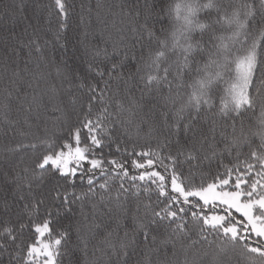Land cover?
I'll return each instance as SVG.
<instances>
[{"label":"snow or ice","instance_id":"snow-or-ice-1","mask_svg":"<svg viewBox=\"0 0 264 264\" xmlns=\"http://www.w3.org/2000/svg\"><path fill=\"white\" fill-rule=\"evenodd\" d=\"M54 6L59 15L55 38L59 40L68 27L71 9L66 0H54ZM104 9L105 5L97 2L96 18L103 25L101 35L107 33L104 43H110L111 51L99 45L85 46V54L92 60L89 70L96 73L103 87L81 80L79 87L87 88L89 100L65 138L17 143L6 149L7 153L35 152L38 147L41 151L33 168H24L23 176L17 172L13 177L17 191L26 188L32 200L29 222L0 227V251L16 245L9 264H63L70 233L57 226L55 216L60 207L71 211L69 205L79 201L81 215L88 221L82 202L94 200L90 203L91 221L85 225L87 234L77 233L83 245L82 264H96L88 251L89 238L101 228L96 215L111 218L114 212L131 220L129 229L123 219H117V228L102 240L114 256L127 255L126 250L141 235L145 242L151 240L154 246L170 249L172 257L178 252L184 255L183 261L166 264H198L195 256H189L198 241L185 244L194 228L200 241L215 244L220 253H236L244 264H264V0H152L133 12L109 10L110 21L102 15ZM87 11L91 14L93 9ZM17 14L23 16L22 3L15 9L5 8L0 16L15 18ZM125 30L139 37L142 52L135 73L127 77L121 71L128 59ZM10 36L15 41L11 47L15 58L6 57L0 65L5 73L11 71L0 100V116L9 126L21 123L7 116L15 99L20 105L17 113H24L22 122L31 129L30 116L45 107L44 95L22 93L21 74L29 77L30 89L45 80L46 74L39 69L49 41L38 31L29 34L27 27ZM21 36L28 37L26 42ZM21 49L26 50L23 57ZM116 56L121 58L116 60ZM29 65L38 71H31ZM133 75L140 84L139 100L148 96L155 101L149 112L159 111L158 122L140 115L144 105L128 88ZM113 80L125 84L127 103L119 91L112 90ZM257 108L255 125L245 127V119ZM145 123V139L154 140L155 147L146 143L138 149L133 144L129 150L119 142V135H114L123 128L126 133L134 129L139 136ZM160 129L167 130L162 139L155 134ZM169 137L174 138L175 151ZM105 149H110L109 156L114 149L120 158L106 157ZM201 158L216 160V171L208 177L191 170L185 173V162ZM52 172L71 185V190L64 185L48 190L51 203L59 205L55 208L45 203L43 193L36 195ZM77 179L86 181V191L75 190ZM152 194L156 195L154 203ZM141 195L148 198L143 212ZM130 203H134L135 212L130 213ZM160 225L168 228L158 239L152 233ZM26 228L32 232L31 242L21 246L18 234ZM210 236L214 239L209 240Z\"/></svg>","mask_w":264,"mask_h":264},{"label":"trees","instance_id":"trees-1","mask_svg":"<svg viewBox=\"0 0 264 264\" xmlns=\"http://www.w3.org/2000/svg\"><path fill=\"white\" fill-rule=\"evenodd\" d=\"M100 2L105 5V9L102 11V15L107 20H111V15H108V11L112 13L116 12H133L140 10L143 5L152 0H66V3L71 9L70 19L68 27L64 31L60 39L55 38V33L58 28L59 15L55 10L54 0H0V13L5 8H13L23 4V16L19 14L15 18L3 15L0 16V65L6 62V57H12L11 47L15 41L11 38L10 33L21 34L25 27L28 28V33L31 34L34 30L38 31L41 36L48 40L49 43L44 49L45 62L40 65L39 71H43L46 74V78L39 82V85L33 84V88L30 89L27 85L29 77L24 76L21 92L44 95L45 107L39 110L38 115L32 114L30 116V123L33 125L31 129L27 125L23 124L22 116L23 112L17 113L16 109L20 107L18 102L13 99L11 101L12 110L7 113L10 120H21L19 125L9 126L4 123L2 116H0V227L7 224H17L29 222L28 213L30 211V205L32 203L31 198L27 195V189H23L22 192L17 191V181L13 179L17 172L23 176L24 168H33L35 166L36 158L39 155L41 149L38 147L35 152L31 149H26L21 152L7 153L6 149L12 147L17 143H36L39 144L41 139L55 138L59 141L60 138H65L67 133L73 126L77 124L78 119L82 113L83 106L88 103L89 93L87 88H80L79 84L81 80L85 83H99L100 87H103V82L99 80L94 71L89 70V63H92L90 56L85 54V46L99 45L101 47H109L111 51L110 43L105 44L104 41L107 37V33L101 35L103 25L98 22L96 18V4ZM83 5V9L82 6ZM91 7L92 13L89 14L87 9ZM83 17V19H82ZM143 23V18H141ZM159 27V25H157ZM87 33V35H85ZM124 35L127 38L129 45L128 59L125 61L121 71L125 77L129 73H135L138 65V58L142 54L141 44L138 43L139 37L135 36L130 30H125ZM20 38L27 40V36H21ZM26 55V50L21 49L20 56ZM137 59H133V57ZM121 57L116 56L114 59L119 60ZM10 62V61H9ZM23 67V64L20 65ZM104 67V65H101ZM31 71H38L34 65H29ZM57 69L60 70L59 74ZM11 75V71L5 73L3 67H0V100L3 99V90L8 85V78ZM107 79V76L104 77ZM113 91H119L121 98L127 103V97L123 96L125 84L123 82H117L115 80L110 81ZM55 91L53 92L52 88ZM129 92L132 96L144 105L143 111L140 115H143L146 120L154 119L159 121V111L149 112V108L155 103L150 97L145 96L144 100L140 101V84L138 79L133 75L128 84ZM51 97V99H49ZM59 108L62 111H56ZM159 109V105H157ZM259 114V108L256 109L254 114H249L245 119V127L255 125V115ZM59 118V119H57ZM127 127V126H125ZM142 132L139 136L135 135L134 129H129L126 133L123 128L118 130L119 142L128 146L129 150L133 144L139 147L150 143L152 147H155V141H146L145 133L148 131V125H141ZM166 129H160L155 134L163 138V133ZM20 132H31L32 135L21 136ZM131 133V135H129ZM83 139V133H82ZM172 140V150L175 151L174 138L169 137ZM184 140V137H181ZM222 147V145H219ZM110 149H105V156L108 158L117 157L114 149L111 150V156H109ZM120 158V157H117ZM224 163H228V160H224ZM216 160H204L198 159L191 162H185L183 164V170L187 173L191 170L198 176L202 173L204 177H208L212 172L216 171ZM198 165V167H197ZM58 185H64V187L71 190L69 185L64 179H62L57 173L52 172L47 177L44 183V187L36 190V195L40 196L44 194L45 203L49 207L55 208L59 205H53L50 197L47 196L48 190L57 187ZM114 185L113 187H117ZM127 187V184L125 185ZM87 183H81L79 179L76 181L75 190L77 192L86 191ZM24 195V199H20L21 195ZM156 195L152 194L151 201L154 203ZM148 198L144 195L140 197L141 212H143V203L147 202ZM95 201L85 200L83 201V211L89 215V220L85 221L81 215V202L77 201L69 207L71 211H66L65 208L60 207L59 214L55 216L58 221V227H62L70 233L69 241L64 249L65 254L62 256L63 264H77L84 259L82 251L83 245L79 244L77 233L78 230L82 235H86L85 225L91 221L92 210L90 203ZM27 206V207H26ZM129 211L135 212L134 203H130ZM44 208L41 207V213L43 214ZM123 219L118 213H113L112 217L108 215L101 216L96 215V223L101 224V228L96 230V235L90 237L88 241L89 258L94 259L96 264H166L169 260L183 261L184 255L177 253L176 257H172L171 251L168 248L159 247L158 245H152L151 240L145 242L141 235L137 236V241L134 246H130L126 251L127 255L118 254L114 256L107 248L102 240L107 232L117 228L116 220ZM123 225L127 228H131V220L123 219ZM167 225H160L152 233L157 238H162L167 232ZM119 235L123 236L124 228L118 229ZM32 232L30 229H25L23 233L18 234L17 244L23 246L26 243L31 242ZM214 239L209 237V240ZM198 241L193 245L189 256H195L198 264H244L243 259L236 253L231 251L220 253L213 244L209 246L204 241H200L196 234V230L191 229L190 240H185V244H190L191 241ZM157 248V251L149 252L150 248ZM16 245H11L8 250L0 251V264H9L12 259V254Z\"/></svg>","mask_w":264,"mask_h":264}]
</instances>
